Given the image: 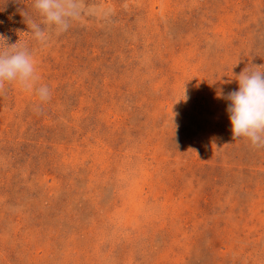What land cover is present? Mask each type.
Segmentation results:
<instances>
[{
  "label": "rangeland",
  "instance_id": "1",
  "mask_svg": "<svg viewBox=\"0 0 264 264\" xmlns=\"http://www.w3.org/2000/svg\"><path fill=\"white\" fill-rule=\"evenodd\" d=\"M85 5L41 46L32 0H0L52 90L0 89V264H264V149L227 111L264 70V0Z\"/></svg>",
  "mask_w": 264,
  "mask_h": 264
},
{
  "label": "clouds",
  "instance_id": "2",
  "mask_svg": "<svg viewBox=\"0 0 264 264\" xmlns=\"http://www.w3.org/2000/svg\"><path fill=\"white\" fill-rule=\"evenodd\" d=\"M32 7L39 19L25 13L27 32L41 46H47L50 30L56 35L65 33L87 12L97 14L100 9L85 5V0H32ZM104 14H107L106 12ZM37 61L29 42L9 44L0 34V89L15 83L38 98V111L52 96L47 84L40 83ZM238 90L230 92L227 108L234 139H245L257 149H264V70L261 66L246 67L238 76Z\"/></svg>",
  "mask_w": 264,
  "mask_h": 264
}]
</instances>
